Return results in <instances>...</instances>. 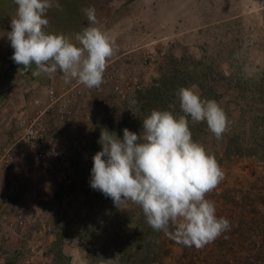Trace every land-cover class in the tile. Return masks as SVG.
Returning <instances> with one entry per match:
<instances>
[{
    "label": "rangeland",
    "instance_id": "rangeland-1",
    "mask_svg": "<svg viewBox=\"0 0 264 264\" xmlns=\"http://www.w3.org/2000/svg\"><path fill=\"white\" fill-rule=\"evenodd\" d=\"M58 3L46 12V31L74 40L88 26L83 10L95 7L96 26L114 39V51L99 87L66 83L59 70L35 76L34 64L26 69L11 58L7 32L17 5L0 0V264H186L212 252L211 242L197 248L176 241L166 244L175 248L165 257L155 243L166 234L148 225L138 204L116 206L89 183L102 129L121 138L124 128L139 134L154 109L179 118L181 87L195 85L227 116L219 139L206 122L188 117L199 128L190 130L192 139L224 173L206 193L216 214L243 220L239 202L221 197L244 189L255 201L243 210L259 219L253 206L264 201V0ZM33 123L44 133L41 147L25 137Z\"/></svg>",
    "mask_w": 264,
    "mask_h": 264
},
{
    "label": "clouds",
    "instance_id": "clouds-1",
    "mask_svg": "<svg viewBox=\"0 0 264 264\" xmlns=\"http://www.w3.org/2000/svg\"><path fill=\"white\" fill-rule=\"evenodd\" d=\"M17 5L7 38L12 60L33 75L63 73L66 83L76 80L99 87L115 41L97 27L95 7L85 8L88 26L74 40L48 32L46 12L58 0H14ZM192 87L178 90L184 115L152 110L139 134L124 128L123 136L102 129L101 145L92 157L90 187L110 197L114 205L138 204L149 226L185 246L204 247L230 229V221L216 214L206 198L224 178L215 157L192 139L188 117L206 122L217 139L227 129V116L215 100L202 99ZM135 103V101H133ZM171 229V230H170Z\"/></svg>",
    "mask_w": 264,
    "mask_h": 264
},
{
    "label": "trees",
    "instance_id": "trees-1",
    "mask_svg": "<svg viewBox=\"0 0 264 264\" xmlns=\"http://www.w3.org/2000/svg\"><path fill=\"white\" fill-rule=\"evenodd\" d=\"M189 128L190 130L199 129L192 127L190 124ZM227 190L228 189L226 188V191ZM237 192H239V194L234 195L233 197L225 193L227 196L224 194L221 198L225 202L235 205V207L238 206L237 204L239 202L243 209L255 201L254 199H251V191L249 193L247 190L242 189L239 191L237 190ZM208 194L206 195V198L211 200V196ZM240 199H244L247 203L239 201ZM258 204L259 205L253 206V210H256V216L259 218L257 220H254L253 217L248 218L246 216V210L243 209L241 211L243 214L241 216H244L243 220L236 223L234 220L236 219V216H238L237 214L229 213L225 215L223 213L222 217H225L230 221V229L211 241L210 249L212 252L203 256V259H200L198 262L195 260L191 261L192 259L189 258L187 259L186 264H264V220H261V217H264V201H259ZM217 216L220 217V215ZM244 225H248V229L251 230L250 233L245 231ZM253 228L254 232H252ZM165 237L166 238L163 239L162 244H159V241L158 243H155V251L161 249L164 251L163 254L167 252L165 257H168L170 254L174 253L175 247L174 245H170L166 250V244L168 245L169 243L176 241L169 238L167 235H165ZM175 245L182 247L181 243L178 242ZM132 257L133 256H131V258ZM154 260L157 262H162V259L159 257V255H157ZM178 264H182L181 260H179Z\"/></svg>",
    "mask_w": 264,
    "mask_h": 264
},
{
    "label": "built area",
    "instance_id": "built-area-1",
    "mask_svg": "<svg viewBox=\"0 0 264 264\" xmlns=\"http://www.w3.org/2000/svg\"><path fill=\"white\" fill-rule=\"evenodd\" d=\"M33 123L26 129V135L25 137H28L32 139L33 143H37L39 147H41L44 142V133H40V129H37ZM44 151H40V153H43Z\"/></svg>",
    "mask_w": 264,
    "mask_h": 264
},
{
    "label": "crops",
    "instance_id": "crops-1",
    "mask_svg": "<svg viewBox=\"0 0 264 264\" xmlns=\"http://www.w3.org/2000/svg\"><path fill=\"white\" fill-rule=\"evenodd\" d=\"M4 138V136H3V131H2V128H1V126H0V143H1V140Z\"/></svg>",
    "mask_w": 264,
    "mask_h": 264
}]
</instances>
